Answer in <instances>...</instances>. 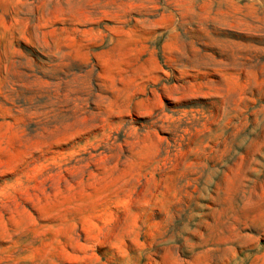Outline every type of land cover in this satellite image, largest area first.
Returning a JSON list of instances; mask_svg holds the SVG:
<instances>
[{
  "label": "rangeland",
  "instance_id": "374dc122",
  "mask_svg": "<svg viewBox=\"0 0 264 264\" xmlns=\"http://www.w3.org/2000/svg\"><path fill=\"white\" fill-rule=\"evenodd\" d=\"M0 264H264V0H0Z\"/></svg>",
  "mask_w": 264,
  "mask_h": 264
}]
</instances>
